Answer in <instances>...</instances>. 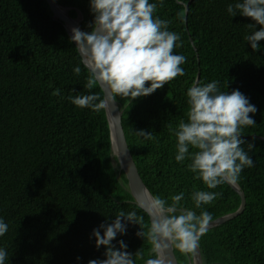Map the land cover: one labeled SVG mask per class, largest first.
<instances>
[{
    "label": "trees",
    "instance_id": "obj_1",
    "mask_svg": "<svg viewBox=\"0 0 264 264\" xmlns=\"http://www.w3.org/2000/svg\"><path fill=\"white\" fill-rule=\"evenodd\" d=\"M55 1L70 8L72 18L82 16L84 32L92 30L90 0ZM149 2L157 4L156 16L170 21L169 30L181 36L183 44L174 51L186 62L181 65L184 76L153 94L131 102L116 99L138 173L152 195L169 203L172 195L183 192L181 205L197 215L208 211L214 220L235 212L240 197L229 185L209 190L193 179L189 160H175L177 141L168 125L176 128L181 119L187 120V89L197 72L198 85L218 81L221 91L241 92L257 109L249 114L256 125L244 126L241 133L245 150L248 143L254 145L249 153L254 166L245 168L238 181L245 208L206 231L198 246L203 264H264V40L253 52L245 37L251 34L247 25L255 22L227 12L236 0H163L162 6L160 0ZM66 12L58 9L59 16ZM77 66L80 75L74 74ZM89 75L45 0H0V218L9 226L0 237V248L8 253L5 264H89L105 259L106 249L96 247L92 233L101 224L113 223L120 211H135L144 217V231L150 227L112 153L105 111L81 109L68 99L91 93L103 97L98 85L84 87ZM56 89L59 96L53 95ZM140 130L155 139L137 137L134 133ZM193 186L222 196L197 209L191 200ZM138 231L139 225L128 223L126 233L117 234L112 244L119 248L123 240L132 254L141 249L143 258L134 259L144 264L155 254L149 241L137 237ZM174 253L178 264H189L192 253Z\"/></svg>",
    "mask_w": 264,
    "mask_h": 264
},
{
    "label": "clouds",
    "instance_id": "obj_2",
    "mask_svg": "<svg viewBox=\"0 0 264 264\" xmlns=\"http://www.w3.org/2000/svg\"><path fill=\"white\" fill-rule=\"evenodd\" d=\"M162 3L160 0L161 6ZM90 9L94 15V22L90 25L92 30L83 32L73 28L71 41L77 45L76 49L90 73L84 87L91 90L94 85H99L105 95H70L68 99L73 105L89 108L95 113L110 111L117 97L128 98L131 102L149 96L185 75L181 65L186 62V57L174 51L183 44L181 36L169 30L170 21L155 15L156 3L149 0H90ZM227 12L231 17L240 14L255 22L247 25L251 34L245 39L253 52L259 51L258 42L264 40V0H236L228 5ZM81 17L71 18L77 21ZM256 25L261 26L259 31L255 30ZM73 71L80 75L81 68L77 66ZM148 83L150 86L146 87ZM53 95L59 96L60 89H56ZM186 95L187 120L181 119L176 128L168 125L177 141L175 160L178 163L189 160L187 169L194 174L193 179L202 181L209 190L223 184L238 185L241 172L254 166L249 155L254 145L248 143L245 150L242 145L246 142L241 139V133L244 126L256 125L249 115L256 113V107L238 90L230 94L221 91L218 81L202 86L194 84L187 89ZM134 134L144 140L155 139L153 133L144 130ZM190 148L195 151L190 152ZM193 187L191 200L197 209L222 196L220 192L195 190ZM169 199L171 203L144 191L140 203L151 217L147 232L144 231V217L135 211H120L113 223L101 224L94 229L92 235L96 247H105L106 258L91 260L89 264H136L134 257L143 258L141 249L135 254L129 253L123 240L119 241V248L112 244L117 234L126 233L128 223L139 225L137 237L152 245L155 258L146 259L144 264H166L169 248L191 254L208 230L213 216L208 211L197 215L183 207V192ZM8 227L0 218V237L8 232ZM7 258V251L0 248V264H5Z\"/></svg>",
    "mask_w": 264,
    "mask_h": 264
},
{
    "label": "water",
    "instance_id": "obj_3",
    "mask_svg": "<svg viewBox=\"0 0 264 264\" xmlns=\"http://www.w3.org/2000/svg\"><path fill=\"white\" fill-rule=\"evenodd\" d=\"M45 1L47 2V7L49 9V12L51 14L52 19L62 26L66 35H68L71 38L73 28H78L79 30L83 31V29L79 25V21L82 19V17L77 20L78 23H76V27H75L73 24L75 22V20L70 17L68 12H66L65 16L64 15L59 16V13H58L59 8H63L66 11H68L69 8H65V7L60 6L55 0H45ZM186 16H187V5H185V18H186ZM73 43L77 48V45L75 44V42H73ZM77 51H78V49H77ZM78 53H79V51H78ZM79 55H80V53H79ZM82 62H83V60H82ZM199 75H200V72H197V76H196V80H195L194 84H197L198 79H199ZM101 90H102V93L104 96L105 90L103 88H101ZM105 115H106V120L108 123L109 132H110L112 153L116 157V159L120 165V168L122 169V171L125 174V177L127 179V185L129 188L130 195L133 198V202L141 210L145 211V213L148 215L146 210L141 206L140 201H141V197H142L144 191L147 190L149 192V190L144 185V183H143V181H142V179L138 173L134 159H133L131 152H130V149L128 147L126 137H125V133L123 130L122 111H121L117 101H115V104L110 106V111H105ZM229 186L240 197V205L235 212L229 213V214L223 215L217 219H214L210 223L208 230H211L212 228H215V227L237 217L238 215H240L243 212V210L245 208V197H244L243 192L240 190L239 186L238 185H236V186L229 185ZM148 217H149V221L151 223V217L149 215H148ZM188 261H189V264H203L198 243H197L196 248L192 252L191 257L188 258ZM166 264H178L177 258H176L175 253H174V248H169V250L167 252V257H166ZM211 264H222V263H211Z\"/></svg>",
    "mask_w": 264,
    "mask_h": 264
},
{
    "label": "bare ground",
    "instance_id": "obj_4",
    "mask_svg": "<svg viewBox=\"0 0 264 264\" xmlns=\"http://www.w3.org/2000/svg\"><path fill=\"white\" fill-rule=\"evenodd\" d=\"M59 9H61V10H65V9H63V8H59ZM66 11V10H65ZM76 23H78V21H76L75 23H74V26L76 27Z\"/></svg>",
    "mask_w": 264,
    "mask_h": 264
}]
</instances>
